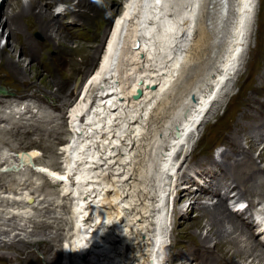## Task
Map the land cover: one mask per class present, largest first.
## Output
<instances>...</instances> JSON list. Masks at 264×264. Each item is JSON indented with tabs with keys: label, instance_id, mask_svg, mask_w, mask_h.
Returning <instances> with one entry per match:
<instances>
[{
	"label": "bare ground",
	"instance_id": "6f19581e",
	"mask_svg": "<svg viewBox=\"0 0 264 264\" xmlns=\"http://www.w3.org/2000/svg\"><path fill=\"white\" fill-rule=\"evenodd\" d=\"M37 1L0 0L4 17L0 26L9 38L0 46V73L9 69L21 75L19 81L24 78L28 69L21 65L19 56L32 55L36 42L30 33L36 30L42 34V41L38 42L41 45L54 44L58 39L59 48L55 52L69 55L59 58L66 68L82 71L81 65L97 52L93 48L98 50L100 46L94 44L90 49L88 43L81 42L86 40L84 36L80 38L69 26L74 21L87 28L92 21L106 25L115 6L105 9L110 0H42L39 7L44 8L37 10L34 7ZM255 5L256 0L124 1L120 13L111 22L95 67L81 84L78 99L68 109L66 131L70 136L60 147L64 165L61 168L58 164H53V168L41 165L33 170L60 186L59 196L69 206L71 228L65 235L67 251L62 259L65 264H164L166 241L175 231L169 229V206L180 214L185 201H190L192 210L198 207L200 210L183 230L191 228L195 233L207 228L201 243L188 237L181 245L188 258L195 251L204 250L194 264H264V240H256L261 232L254 234L256 225L251 217V210L264 208V100L259 101V112L249 113L248 126H242L238 120L229 134V150H238L243 157L231 158L227 151L221 152L226 160L210 169L215 171L211 174L214 179L204 176L205 169L187 173L190 163L182 169L192 145L197 142L199 128L212 110L219 107L241 66ZM55 14H69L71 20L65 21L69 26L60 23ZM21 34L26 46L19 44ZM74 39L77 40L74 46L66 44ZM9 44L19 59L6 50ZM37 68L47 72L40 66ZM65 72L66 69L61 74L68 77ZM62 81L51 78L57 96L69 87ZM261 86L251 90L261 91ZM137 89L141 94L133 98ZM58 97V101L49 105L57 111L69 101L64 96V101ZM249 101L248 105L258 102V98L250 97ZM245 117L242 111L233 116ZM54 130L50 129L53 134ZM31 156L23 155V160L28 161ZM13 163L0 161V174L8 173L11 166L16 167ZM220 170L225 176L219 184L215 174ZM197 185L210 194H219L216 201L208 204L211 195L197 194ZM3 186L0 184V189ZM7 187L0 194L22 189ZM229 193H233L236 201L248 202L247 207L232 211L227 204ZM28 198L13 199L11 203L24 204ZM2 201L8 203L9 199ZM11 216L13 219L18 215ZM9 220L0 222V235L10 237L17 228L26 231L23 224L14 226ZM40 221L29 220L33 223L32 231L41 225ZM5 225L11 229L1 227ZM46 225L47 229H60L55 220L47 221ZM18 234L21 233L5 244L14 246L16 253L29 245ZM207 237L216 240L213 246L205 243ZM33 254V249H27L28 257ZM233 256L239 260L234 261Z\"/></svg>",
	"mask_w": 264,
	"mask_h": 264
},
{
	"label": "rangeland",
	"instance_id": "374dc122",
	"mask_svg": "<svg viewBox=\"0 0 264 264\" xmlns=\"http://www.w3.org/2000/svg\"><path fill=\"white\" fill-rule=\"evenodd\" d=\"M41 1L42 0H38L35 3V9L39 10L44 8L43 6L39 7V5L42 3ZM75 1L76 0H72L70 2ZM124 1L125 0L109 1V5L107 4V6H105V9L110 8L114 5L116 10H114L111 19L106 23V25L104 23V25L102 26L97 25V23L94 21L90 23L88 28L81 26L77 21L72 22V24L69 26V22H65L71 20V16L69 14L54 15L58 18V21L60 23L66 26L68 25L70 29L72 28L74 34H77L80 38L84 36L83 38L86 40H83L81 42L88 43L90 45V49L94 44V46H100L98 50L93 48V50L97 52L93 58H90L88 62L81 65L82 71L74 72L73 70H71V66H68L67 69L65 62L59 59L60 57L69 58V55L59 53L57 54L55 52L56 49L59 48L58 39H56L57 42H55L56 46L54 45L55 43L51 45H41L40 43H38L41 42V39L43 38L40 31L36 30L30 33L32 40L36 42V47H32L34 48L35 52L32 51V55L30 57H23L22 55L19 56L18 53L13 50L11 44L6 45V50L9 49L10 52L15 54L16 59H19L20 57L21 65L23 67H27L28 70L26 71V75H24L25 79L22 78L21 80L23 81V83L18 80L21 78V75L14 74L10 72L9 69H5L0 73V161L1 163H3L6 160H9V162L16 163V167L11 166L8 173L0 174V184L3 183L4 185L0 190H4L7 185V188H14V190L16 188L22 187V189H19V191H17V193L14 191V193L10 192L0 194V218H4L2 220L0 219V222H3L7 218L9 220V218L12 217L11 215H13V213L17 214L18 216L14 217L16 219L11 218L8 223L14 226L19 223L23 224L26 228V231H22L17 228L11 232L10 237H5V234L0 235V238H3V240L0 241V264H65L62 260L64 257L63 253L65 254L67 251L65 246L67 236L65 235L68 231H70L71 228L70 219L68 218L67 213V210H69V206L66 203V200H64L63 197L59 196L60 186L50 183L44 174L40 173L37 175L33 170L41 165H46L49 168L50 166L53 168V164H58V168H61L60 166L64 165V158L60 147H62V144H64L66 139H68L70 136L69 132L66 131L69 127L67 118L69 115L68 109L78 99V92L81 84L95 67L97 59L99 57L98 55L101 53V49L106 39V35L109 31L111 22L116 19L117 15L120 13ZM52 11L55 12V9ZM3 18L4 17L0 12L1 22ZM26 30H30V27H28ZM7 40H9V38H7L6 31L3 26H0V46L4 45L6 43L5 41ZM18 40L20 45H25V42H23L22 34L18 36ZM75 41L77 40H68L66 44L74 46ZM246 42L247 43L245 46L247 47V49L243 54L242 63L241 66H239L237 74L231 80L228 89L225 90V95L222 98L219 107L217 106L214 108V110H212L213 113L209 116V118L207 117L205 123H203L199 128V131L195 136L197 142L194 145H192L193 143L191 144L193 146L192 152L190 155H188V157H186L182 167V169H184L185 165H188L190 163V167L187 169V173H192L193 171L198 169H205L204 174L206 175L204 176L208 177L209 179V177L212 176L211 174L215 172L214 170L210 169H214L215 166L217 167V165L221 166V163L226 160V158L222 156L221 152L227 151L231 158H241V156H244L241 153L239 154L238 150H229L228 146L231 144L229 134H231V132L235 128L238 120V123H240L242 126H248L249 122L247 118L249 116V113L252 111L259 112V101L264 100V0H256L255 16L254 20L251 23L250 33ZM43 48H45V51L43 50ZM27 51L28 48L26 47V52ZM46 52L47 55H45ZM27 54L29 56L28 52ZM31 58L35 59L31 60ZM44 65H46L47 68ZM38 66H40L44 70H47V72L39 71L37 68ZM87 68L88 70L86 71L85 69ZM64 69H66V72L69 71L67 72L68 75L65 72L66 76L69 77L73 75L71 79H69L68 77H64L61 74ZM38 71L40 73L37 74ZM51 78L59 79L60 81L63 80L62 82L66 81L64 83L65 86H69L67 90L62 91L60 95H58L62 100L64 98L66 100H69L66 104H63L62 102L63 107L58 111L52 109V107L49 106L51 105L50 103H54L55 101L59 100L57 94L53 92L56 89V86L51 82ZM261 84V91L256 92L251 90V88L257 87ZM2 91H5L6 93H3ZM51 94H54V96ZM250 97H257L258 102L248 105L250 103ZM58 103H60V101ZM244 106L245 108L241 109ZM241 111L246 114L245 118H233L234 115L236 116V114ZM59 114H62L60 118ZM50 129H56L54 130L55 133L53 134ZM241 143L242 145H245L244 140H242ZM22 152L29 153L30 156L32 155V158L28 161L23 160L24 158ZM182 159L183 156L178 159V163ZM199 175L200 177L202 176L201 173H199ZM223 176H225L224 171L222 172V170H220L216 172L215 177L218 179H216L217 183L221 182L219 180H221ZM213 177L214 176H212V179H214ZM22 183H24L23 186ZM41 183L44 186H42ZM32 187L35 189H33ZM34 190H36V192H34ZM29 192H31V194H28ZM195 192L203 196L210 194L209 190L201 188V186H198V189H196ZM229 194L230 200L228 199L227 202H235V197H232L233 193ZM210 195L211 197L209 198L211 199L207 198L208 204L214 203L219 194L217 195V193H215ZM25 196H29L26 203H11L13 202V199L20 201L23 200ZM200 198L202 199V196H200ZM5 199H9V201H7L8 203H6V201H2ZM45 201H47L50 205ZM189 202L190 201H185L182 203L183 210L180 214H178L177 212L175 213L172 208L170 209V206L169 210L167 208L169 229H175V231H173L169 238H167L165 246V253L167 257L164 264H194V262H198L203 253H205L204 250L195 251L192 257L188 258L189 254H187L186 257L184 256L186 251L181 250V245L185 244V242L183 241H187L188 237L190 238H188V240L190 241L201 243L202 238H206L207 235V228L205 227L197 230V232L195 233L192 232L191 228L185 229L187 231L183 230V228H185L187 224L195 219L197 211L200 210V207L192 210ZM244 202L248 203L246 201ZM260 206L261 204H259L257 207ZM46 208L47 211L49 210L48 212L45 210ZM180 216H182V218H180ZM29 217L32 219H30ZM34 219L38 221L41 220V225L36 226V228L38 227L39 229H35L34 227L36 231H32L33 223L29 222V220L33 221ZM51 220H55L56 223L60 225V229L55 230L56 232L54 231V229L45 228L47 226V221L50 222ZM1 227L4 229H11V226L5 225ZM16 233H21L20 236L19 234L18 236H22V238L24 236L25 240H27V242L29 243V245H25L27 247H22L21 251L19 252L20 254L18 252H13V250H15L14 246H5V244H9V241L7 240L13 237ZM254 234H256L257 236L256 230ZM184 237L186 239H184ZM191 238L193 240H191ZM256 240L259 242H263L262 240H260V235L256 237ZM215 242L216 240L207 237L205 243L213 246ZM263 246L264 244H262V247ZM29 248L34 250V254L30 255V257L26 255V251ZM22 250L25 252H22ZM228 254H230V252H228ZM235 259L239 260V258L233 256L234 261H236Z\"/></svg>",
	"mask_w": 264,
	"mask_h": 264
},
{
	"label": "water",
	"instance_id": "95a60500",
	"mask_svg": "<svg viewBox=\"0 0 264 264\" xmlns=\"http://www.w3.org/2000/svg\"><path fill=\"white\" fill-rule=\"evenodd\" d=\"M140 94H141V90L138 89L136 94L133 95L134 96L133 98H137L138 96H140Z\"/></svg>",
	"mask_w": 264,
	"mask_h": 264
}]
</instances>
